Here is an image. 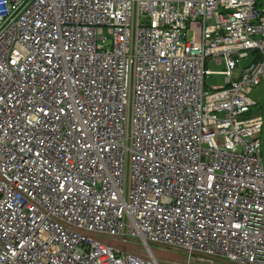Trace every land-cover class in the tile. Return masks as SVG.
<instances>
[{
    "label": "built area",
    "instance_id": "1",
    "mask_svg": "<svg viewBox=\"0 0 264 264\" xmlns=\"http://www.w3.org/2000/svg\"><path fill=\"white\" fill-rule=\"evenodd\" d=\"M258 1L0 0V264H264Z\"/></svg>",
    "mask_w": 264,
    "mask_h": 264
},
{
    "label": "rangeland",
    "instance_id": "2",
    "mask_svg": "<svg viewBox=\"0 0 264 264\" xmlns=\"http://www.w3.org/2000/svg\"><path fill=\"white\" fill-rule=\"evenodd\" d=\"M258 4L260 6H263V1L259 0ZM192 35L189 34V38H191ZM251 62V60H244L242 62V67H245ZM207 68L209 71H211V74H208L205 77L204 80V85L206 89H213V88H218L225 86L226 81L224 76L217 74L218 72L222 71L224 69V66L221 65H215L212 61L207 62ZM251 96L256 99L259 103L257 108H252L248 113L241 115L239 117L240 120L243 119H250L254 118L258 115H261L264 113V81L256 88L255 91L250 93ZM264 136V133H262V137ZM262 159H263V165H264V152L262 151ZM123 181H124V191H125V197H127V192L129 190V185H130V164H129V156L127 155L125 157V162H124V173H123ZM126 230V228H124ZM155 250H158L157 253L161 257L165 258H175L177 256H180V253L178 252H173V251H166L164 253L163 251H159L156 247H154Z\"/></svg>",
    "mask_w": 264,
    "mask_h": 264
},
{
    "label": "trees",
    "instance_id": "3",
    "mask_svg": "<svg viewBox=\"0 0 264 264\" xmlns=\"http://www.w3.org/2000/svg\"><path fill=\"white\" fill-rule=\"evenodd\" d=\"M264 114V113H263Z\"/></svg>",
    "mask_w": 264,
    "mask_h": 264
}]
</instances>
